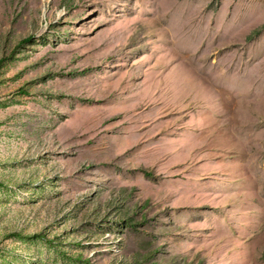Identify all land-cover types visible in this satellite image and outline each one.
Here are the masks:
<instances>
[{
  "label": "rangeland",
  "instance_id": "rangeland-1",
  "mask_svg": "<svg viewBox=\"0 0 264 264\" xmlns=\"http://www.w3.org/2000/svg\"><path fill=\"white\" fill-rule=\"evenodd\" d=\"M0 264H264V0H0Z\"/></svg>",
  "mask_w": 264,
  "mask_h": 264
}]
</instances>
